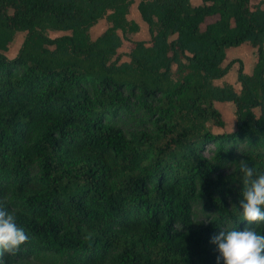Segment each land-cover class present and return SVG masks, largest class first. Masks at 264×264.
Listing matches in <instances>:
<instances>
[{
  "label": "trees",
  "instance_id": "obj_1",
  "mask_svg": "<svg viewBox=\"0 0 264 264\" xmlns=\"http://www.w3.org/2000/svg\"><path fill=\"white\" fill-rule=\"evenodd\" d=\"M133 2L0 0V199L29 236L0 264H217L211 237L246 226L239 170L234 208L215 194L229 162L264 172V0H139L147 40L131 39ZM243 43L257 51L252 72L239 61L241 89L217 84ZM217 101L235 104L231 127ZM122 109L149 114L154 131L125 134ZM200 197L221 214L206 227L193 226Z\"/></svg>",
  "mask_w": 264,
  "mask_h": 264
},
{
  "label": "clouds",
  "instance_id": "obj_2",
  "mask_svg": "<svg viewBox=\"0 0 264 264\" xmlns=\"http://www.w3.org/2000/svg\"><path fill=\"white\" fill-rule=\"evenodd\" d=\"M242 189L239 209L246 226L241 229H222L211 237L216 245L217 264H264V234H258L249 224H264V172H259L247 160L239 161ZM29 241L25 230L17 223L14 212L0 199V256L14 255Z\"/></svg>",
  "mask_w": 264,
  "mask_h": 264
},
{
  "label": "rangeland",
  "instance_id": "obj_3",
  "mask_svg": "<svg viewBox=\"0 0 264 264\" xmlns=\"http://www.w3.org/2000/svg\"><path fill=\"white\" fill-rule=\"evenodd\" d=\"M258 1V0H254ZM136 12V9L133 8L131 15L133 17V13ZM130 15V16H131ZM62 31H49L51 36H55L57 34H62ZM147 34L146 28H142L140 32L137 34V38H143ZM25 32H18L14 38V40L10 43L9 50L6 52L7 56L14 57L24 39ZM130 46V41L126 42L124 46H122V52L127 53ZM257 54L256 50L249 46H240L238 48L232 49V52L229 55V58L237 59L234 63L232 69L229 72V75L226 77V80L233 83L236 87L239 86L237 81V74L239 68V61H242L245 72H250L253 64L256 60ZM124 60L127 59L126 56L123 57ZM218 82H223L222 79L218 80ZM258 111V109H256ZM221 114L222 117L229 122V124L233 123L235 120V107L233 104L229 103V105L221 106ZM115 122L123 129L124 133L130 135L131 133H135L137 131H147L153 132L154 125L152 123L151 117L149 114L144 112L141 109H136L132 111H127L125 109L120 110L114 116ZM230 127V126H229ZM239 170L238 166L235 163H227L220 170H218V175L220 176V182L225 185L224 188L221 186L217 187L216 197L222 199L226 205L228 210H232L236 204L237 197L235 195L234 183L232 181L233 175L235 172ZM217 173L213 175L218 176ZM221 187V189H220ZM221 216L220 210L217 206L209 204L205 197L198 198L193 203L192 208V220L193 226L199 227L208 226L213 220L218 219ZM64 258L62 256H56L51 254L46 255H31L25 256L17 261L15 264H64Z\"/></svg>",
  "mask_w": 264,
  "mask_h": 264
},
{
  "label": "crops",
  "instance_id": "obj_4",
  "mask_svg": "<svg viewBox=\"0 0 264 264\" xmlns=\"http://www.w3.org/2000/svg\"><path fill=\"white\" fill-rule=\"evenodd\" d=\"M192 1V3L193 4H196V5H198V4H200L201 2H202V0H191ZM138 2H139V0H134V2H133V4L131 5V9H130V13L128 14V18L129 19H134L135 21H137L138 23H139V25H140V30H142V28H146V30H147V34H146V36L145 37H143V38H137V34L140 32V30L137 32V33H134L133 35H131V39L132 40H147V39H149L150 38V33H149V30H148V25H147V23L142 19V17H141V14H140V12H139V9H138ZM133 8H135L136 9V12L135 13H133V17H132V15H131V12H132V9ZM131 15V16H130ZM106 27H107V22H106V19L105 18H102V19H100L95 25H93L92 27H91V29H90V35H91V38L92 39H95V38H97L105 29H106ZM129 40H124L123 41V44H122V46H124L125 45V43L126 42H128ZM249 46V47H251V48H253L254 50H256V48L255 47H253L252 45H250V44H248V43H243V44H241V45H239V46H232V47H229L228 49H227V57H228V59H232V58H229V55H230V53L232 52V49H235V48H238V47H240V46ZM120 47V51H122V48L123 47ZM127 52L129 51V48H128V50H126ZM256 54H257V51H256ZM127 57V56H126ZM127 59H128V57H127ZM256 59H257V57H256ZM256 61V60H255ZM254 64H255V62H254ZM254 64H253V67H254ZM234 65V64H233ZM233 67V66H232ZM232 67H231V69H232ZM253 67H252V69H251V71L250 72H246V73H251L252 72V70H253ZM230 69V70H231ZM230 70H229V72H230ZM245 71V70H244ZM229 72L226 74V75H224L223 77H221V78H219V79H216L215 80V82L217 83V84H220V85H222V84H224L225 82H227V83H231V82H229V81H227L226 80V77L229 75ZM220 79H222L223 80V82H218V80H220ZM237 81H238V79H237ZM238 83H239V81H238ZM233 86H234V88L237 90V91H239L240 89H241V84L239 83V86L238 87H236L233 83H231ZM229 103H231V104H233L234 105V107H235V104L232 102V101H223V102H219V101H217L216 102V105L219 107V109L221 110V106H225V105H229ZM236 109V108H235ZM235 119H236V115H235ZM227 121V120H226ZM228 122V121H227ZM234 122H235V120H234ZM234 122L233 123H231V124H229V122H228V125L231 127L233 124H234Z\"/></svg>",
  "mask_w": 264,
  "mask_h": 264
}]
</instances>
